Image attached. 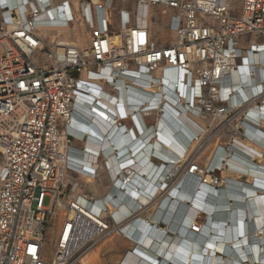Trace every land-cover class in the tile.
I'll return each instance as SVG.
<instances>
[{
	"label": "built area",
	"instance_id": "obj_1",
	"mask_svg": "<svg viewBox=\"0 0 264 264\" xmlns=\"http://www.w3.org/2000/svg\"><path fill=\"white\" fill-rule=\"evenodd\" d=\"M118 1L126 0H0V264H78L114 234L132 240L130 221L137 223L146 206L132 209L120 222L109 212L116 190L125 191L135 180L130 166L120 164L108 195L86 189L88 204L103 197L100 214L90 216L88 206L74 194L76 184L83 187L80 175L98 181L102 176L100 170L79 171L69 163L73 142L83 146L84 140L69 133L68 126L79 99L94 87L101 93L129 95L124 105L120 103L124 114L108 112L116 127L110 133L124 130L129 136L134 124L142 135L135 122L142 114L145 130L159 136L156 122L164 119L168 107L179 110L175 102L183 101L192 114L213 118L209 137L218 135L226 150L232 151L235 138L254 140L245 123L252 122L253 109H264V76L248 97L227 98L221 92L231 87V73L264 49V0H237L241 9L233 0H132L137 6L130 13L133 22L121 31L119 41L112 32ZM151 7H162L165 15L173 12L165 23L176 34L171 44L151 39ZM79 21L89 32L87 45L52 40L57 31L37 26L72 28ZM263 120L252 123L264 130ZM190 159L182 169L190 167L200 185L210 186L207 174L215 176V185L221 182L222 167L202 173ZM98 160L103 161L101 156ZM105 164L109 171L108 158ZM178 176L172 175L171 181ZM61 212L58 232L55 222L59 219V224Z\"/></svg>",
	"mask_w": 264,
	"mask_h": 264
},
{
	"label": "bare ground",
	"instance_id": "obj_2",
	"mask_svg": "<svg viewBox=\"0 0 264 264\" xmlns=\"http://www.w3.org/2000/svg\"><path fill=\"white\" fill-rule=\"evenodd\" d=\"M37 26L58 33L70 29L47 23ZM128 29L129 26L123 31ZM56 38L64 44H82L79 39L51 36L52 40ZM250 62L256 66H250ZM263 76L264 49H261L241 69L231 73L228 78L231 87L221 93L227 98L234 94L253 95ZM134 88L130 92L137 94ZM123 93L111 95L107 90L101 93L94 87L79 99L77 113L68 126L69 133L84 140L83 148H74L69 163L79 171L100 170L104 175L100 181L105 184L100 195L109 194L113 186L111 178L121 171V163L130 166L128 171L135 180L125 191L116 190V200L109 205L114 219L120 222L132 209L146 206L137 223H133L134 219L130 221L128 234L132 240L125 239L130 248L116 264H264V130L252 123L264 118V109L259 113L253 109L252 122L245 123L253 142L235 138V143H230L232 151H228L218 135L209 137L208 129L215 123L213 118L200 117L195 111L192 114L183 101L175 102L179 110L168 107L164 119L156 122V130H161L159 136L153 137L150 128L145 130L142 114L135 120L142 135H138L134 124L132 131L127 129L128 138L123 135L124 130L110 133L116 127L108 112L124 114L122 106L129 95ZM97 95L103 101L98 102ZM261 125L264 127V120ZM142 144L143 153H137ZM99 156L103 161L98 160ZM191 157L202 173L208 168L222 167L221 182L215 185V176L207 174L205 179L210 186L200 185L198 177L189 173L190 167L183 171V164L191 161ZM105 158L109 159V171ZM178 174V180L172 182V175ZM80 178L85 185L82 188L75 185L76 198L79 196L88 206L90 216L100 214L103 197L91 204L83 197L87 186L99 181L86 175ZM143 198H148V202L144 203ZM63 216L61 212L59 230ZM117 236L121 237L114 234L106 238L78 264H104L105 248H113Z\"/></svg>",
	"mask_w": 264,
	"mask_h": 264
},
{
	"label": "rangeland",
	"instance_id": "obj_3",
	"mask_svg": "<svg viewBox=\"0 0 264 264\" xmlns=\"http://www.w3.org/2000/svg\"><path fill=\"white\" fill-rule=\"evenodd\" d=\"M99 0H94V2H98ZM233 6L237 9H241V4L238 2L237 0H233L232 1ZM133 9L135 10V5L133 3L132 0H126V1H118L115 4V9L113 11V25H112V32L115 33V39L116 40H120V36H121V31H123L124 28L128 27V24L131 22H133V17L130 14ZM163 8L162 7H158V8H154L151 7L150 11H149V27H150V37L151 39L154 38L156 40L157 43L162 44V45H166V44H171L172 42H174L175 38H176V34L174 31L171 30H167L165 28V23L167 22V20L169 19V17L171 16V14L173 13L171 10H168V15L163 14ZM78 17V15L76 14V18ZM45 31V30H44ZM53 31H57V30H53ZM44 34H46V32H44ZM55 35V34H51ZM62 36V37H68L72 40H77L79 39V41L81 43L84 44H88L89 43V32L87 30V27L85 26L83 21H79L78 23H75L74 26H72V28H70L69 30H67L64 33H59L58 37ZM206 120V118L204 119V121ZM73 145L76 147H83L80 144L79 140H75L73 142ZM71 174H69V178L70 181L71 180ZM80 180L82 181L83 185H85V182L83 181L84 179L80 178ZM101 180H104V175L101 176ZM105 184H102L101 181L99 182H94L90 185H86L87 188L91 191V192H100L99 194L102 193L103 188H104ZM49 205V199L47 198L45 201V206ZM58 220H56V226H60L61 223V218L58 224ZM59 232V229H58ZM113 248L111 249H107L105 248V252L103 255V260H104V264H116L117 261L120 259V257L123 255V253L130 248L129 246H127L125 244L126 240L125 239H121V237H115L113 240ZM52 249L51 244L49 243L47 245V256H50V251Z\"/></svg>",
	"mask_w": 264,
	"mask_h": 264
},
{
	"label": "crops",
	"instance_id": "obj_4",
	"mask_svg": "<svg viewBox=\"0 0 264 264\" xmlns=\"http://www.w3.org/2000/svg\"><path fill=\"white\" fill-rule=\"evenodd\" d=\"M126 28H127V27H126ZM126 28H124V29H126ZM124 29H123V30H124ZM128 137H129V136H128ZM128 137H127V138H128ZM129 139L132 140V138H129ZM138 142H139V140H137V142H135L136 148H138V146H139V145H138ZM140 144H141V143H140ZM143 147H144V145L142 144V146L140 147V149H139V151H138L137 153H139V152H140V153H143ZM136 150H137V149H136ZM101 181H102V180H101ZM100 192H101V191H100ZM100 192H98L97 194H99ZM102 192H103V191H102ZM95 193H96V192H95ZM148 200H149L148 198H143L142 201H143L144 203H147ZM121 239H122V238H121Z\"/></svg>",
	"mask_w": 264,
	"mask_h": 264
}]
</instances>
